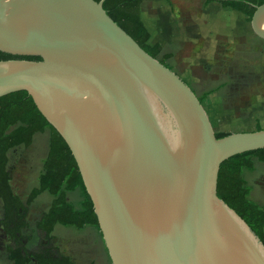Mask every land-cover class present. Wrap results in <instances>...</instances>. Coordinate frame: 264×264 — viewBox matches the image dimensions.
I'll use <instances>...</instances> for the list:
<instances>
[{"label":"water","instance_id":"95a60500","mask_svg":"<svg viewBox=\"0 0 264 264\" xmlns=\"http://www.w3.org/2000/svg\"><path fill=\"white\" fill-rule=\"evenodd\" d=\"M104 0H0V97L25 91L64 139L111 264H264L217 196L220 165L264 128L217 139L201 101L105 12ZM264 39V4L249 22Z\"/></svg>","mask_w":264,"mask_h":264},{"label":"trees","instance_id":"16d2710c","mask_svg":"<svg viewBox=\"0 0 264 264\" xmlns=\"http://www.w3.org/2000/svg\"><path fill=\"white\" fill-rule=\"evenodd\" d=\"M99 2L100 0H94ZM204 5L217 2L222 8L242 13L250 22L255 8L264 0H203ZM143 0H104L102 7L107 15L127 33L148 55L165 65L169 55H163L160 45H149L150 34L140 18ZM41 61L38 56H17L0 51L4 60ZM202 101V98H199ZM260 128L258 127L257 130ZM48 133V151L42 160L37 185L26 199L30 205L45 192L50 196L48 208L41 214L37 227L51 233L57 225L83 229L94 228L101 237L97 216L68 145L60 134L47 122L25 91L13 92L0 97V202L1 226L9 239H16L21 230L14 226V216L22 207V201L12 191L8 172V153L17 147L31 145L36 134ZM228 132H216L217 139ZM264 163V148L244 152L225 160L217 177V196L224 201L249 226L264 246V207L250 201V186L243 172L252 171L255 163ZM77 193V205L67 199ZM8 258L13 264H76L68 256L55 257L44 253L24 254L20 248H7ZM110 261V259H109Z\"/></svg>","mask_w":264,"mask_h":264},{"label":"crops","instance_id":"0c3cea01","mask_svg":"<svg viewBox=\"0 0 264 264\" xmlns=\"http://www.w3.org/2000/svg\"><path fill=\"white\" fill-rule=\"evenodd\" d=\"M140 18L150 34L148 44L160 45L162 54L169 55L167 66L202 98L215 132L264 128V97L239 96L246 91L239 88L235 98L226 71L229 54L252 35L242 13L203 0H143Z\"/></svg>","mask_w":264,"mask_h":264},{"label":"rangeland","instance_id":"374dc122","mask_svg":"<svg viewBox=\"0 0 264 264\" xmlns=\"http://www.w3.org/2000/svg\"><path fill=\"white\" fill-rule=\"evenodd\" d=\"M199 6L201 7L200 1ZM246 25L252 35H247L237 52L229 54L226 71L231 78L232 94L235 98L238 96L239 88L246 90L239 96L247 98L261 94L264 97V39L256 36L249 22ZM47 151L48 133L43 132L34 136L30 146L17 147L8 153L10 185L13 193L22 201V207L14 216V226H20L21 230L16 239L8 238L1 226L0 202V264H13L8 258L7 248H20L24 254L44 253L57 256L68 254L71 255V260L73 258L79 261L74 262L76 264H111L102 238L94 228L87 226L77 229L57 225L48 234L37 227L36 224L41 214L48 208L51 198L42 192L30 205L26 204V199L31 189L37 185L42 160ZM243 175L251 188L250 201L264 207V163L256 162L254 170H245ZM67 199L77 205L79 198L77 193H72ZM30 264L35 263L32 261Z\"/></svg>","mask_w":264,"mask_h":264},{"label":"flooded vegetation","instance_id":"af4514ba","mask_svg":"<svg viewBox=\"0 0 264 264\" xmlns=\"http://www.w3.org/2000/svg\"><path fill=\"white\" fill-rule=\"evenodd\" d=\"M3 229V228H2ZM4 231V230H3ZM5 232V231H4ZM6 234V233H5Z\"/></svg>","mask_w":264,"mask_h":264}]
</instances>
